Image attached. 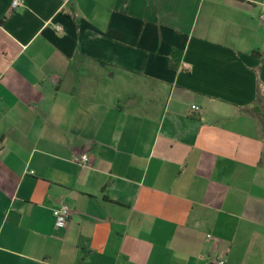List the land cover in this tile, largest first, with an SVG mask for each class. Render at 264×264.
<instances>
[{
    "label": "crops",
    "instance_id": "0c3cea01",
    "mask_svg": "<svg viewBox=\"0 0 264 264\" xmlns=\"http://www.w3.org/2000/svg\"><path fill=\"white\" fill-rule=\"evenodd\" d=\"M21 1L0 264H264V0Z\"/></svg>",
    "mask_w": 264,
    "mask_h": 264
},
{
    "label": "built area",
    "instance_id": "2783aa9c",
    "mask_svg": "<svg viewBox=\"0 0 264 264\" xmlns=\"http://www.w3.org/2000/svg\"><path fill=\"white\" fill-rule=\"evenodd\" d=\"M22 4L23 3L21 0H13L12 9L14 11H18ZM59 29L60 28L58 27V30ZM198 110L199 108L197 106H191V111L195 112ZM70 161L78 166L87 167L90 163V158L87 154L73 155ZM71 214V208L67 204H62L55 208L53 210V217L56 228H65L68 225ZM213 264H227V259H216Z\"/></svg>",
    "mask_w": 264,
    "mask_h": 264
}]
</instances>
